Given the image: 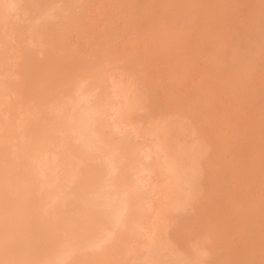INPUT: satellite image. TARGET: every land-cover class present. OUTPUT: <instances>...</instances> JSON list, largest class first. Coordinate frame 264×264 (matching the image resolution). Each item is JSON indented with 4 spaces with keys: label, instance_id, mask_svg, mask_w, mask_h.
I'll use <instances>...</instances> for the list:
<instances>
[{
    "label": "bare ground",
    "instance_id": "bare-ground-1",
    "mask_svg": "<svg viewBox=\"0 0 264 264\" xmlns=\"http://www.w3.org/2000/svg\"><path fill=\"white\" fill-rule=\"evenodd\" d=\"M0 264H264V0H0Z\"/></svg>",
    "mask_w": 264,
    "mask_h": 264
}]
</instances>
